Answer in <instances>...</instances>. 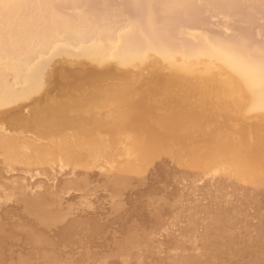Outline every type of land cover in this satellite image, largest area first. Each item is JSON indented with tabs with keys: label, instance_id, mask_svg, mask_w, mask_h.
Returning <instances> with one entry per match:
<instances>
[{
	"label": "bare ground",
	"instance_id": "6f19581e",
	"mask_svg": "<svg viewBox=\"0 0 264 264\" xmlns=\"http://www.w3.org/2000/svg\"><path fill=\"white\" fill-rule=\"evenodd\" d=\"M97 1L0 0V86L4 88L3 94L5 91L6 94L13 95L11 93L23 74L24 77L38 76V73L46 71L45 67H41L45 68L42 71L41 68L36 70L37 65H33V59L43 57V52L56 47L58 42L60 44L65 41L69 49L73 45H77V49L83 46L79 49L84 48L80 53L81 57L84 56L91 65L93 63L97 66L84 68V65H78L72 66V69L71 66L63 67L60 63L48 70L46 77L43 74L45 93L42 92L43 94L40 93L33 99L27 95L1 97L2 153L10 152V156L15 151L12 155L19 157L16 158L19 160L21 154L28 155L29 151L23 146H17L16 137L5 134L1 124L12 131L20 129L43 137L46 134H59L65 129H71L81 137L95 132L108 133L106 137L113 134L114 138L117 134L113 140L121 142L122 139L121 144L131 147L123 146V150L125 147L129 151L132 149L134 153L170 147L178 142L182 144L181 140L190 136L192 130H196V133L199 131L200 134L204 131L201 130L203 126L206 128V125H211L214 131L208 134L204 132L207 134L204 138L206 151L199 155L234 165L241 176L246 175V180L249 174L253 176L251 179L248 177L250 182L253 180L261 184L264 181V33L257 34L252 40L245 39L226 25L242 28L262 18L261 6L253 8L251 5L255 1L264 5V0H131V19H126L125 15L128 14L124 9V15L121 8L123 6L113 7L115 2L122 5L120 0H99L101 4L98 1L96 6ZM91 3L97 8H91ZM131 3L140 11H136L140 18L138 16L137 19H132L136 15L132 13L134 9H131ZM215 15H219L217 20L221 19L222 27L213 23ZM124 19L126 23L118 25ZM208 20L210 27L223 30L222 34L218 33L221 31L212 33L214 28H210L212 31L208 30ZM205 23L208 25L207 31L206 28L200 29L201 31L195 29L206 26ZM224 33L228 35H223ZM5 76H11L13 81L4 82ZM41 76L40 74L38 77ZM57 77H62V80ZM134 79L139 83L135 84ZM148 82L152 84H149L151 87H148ZM88 88L95 91H88ZM52 91L56 94L53 95ZM246 105L247 111L255 114L253 118L244 117ZM101 133L94 135L100 137ZM118 133L124 137L118 139ZM94 137L89 145H94L96 152L103 149L107 139L110 142V138H113L110 136L106 141V137ZM18 138L21 141V136ZM74 138L79 137L74 134ZM99 140H104L105 144ZM29 142L35 144L32 140ZM67 142L64 145L68 148L70 144L66 145ZM76 143L79 142L74 145ZM17 147L21 148V152ZM40 148L33 149H38L39 152ZM64 148L60 149L63 153ZM197 149L199 148L194 147L196 151L192 152L197 154ZM17 150L20 152L19 156ZM199 150L201 153L202 149ZM40 151H44L43 157L40 152L38 156L34 155L38 160L35 158L33 161V154L24 155L22 159H27V164L41 159L43 162L46 149ZM129 151L124 150L123 153ZM89 152L96 153L93 150ZM190 154L193 156L191 152ZM129 156L126 155L128 159ZM133 158L131 157L132 160ZM193 158L191 161L197 164L198 158L195 159L197 161H193ZM231 168L234 169L233 166ZM125 171L122 173H126ZM31 199H22L28 212L33 210L30 207ZM2 223L0 231L5 237L3 241L7 243L8 254L4 249L1 257L4 260L0 264H9L18 255L13 247L20 246V241ZM74 226L72 224L68 229H73ZM28 238V243L37 246L38 243L43 245L47 242L41 234L29 235Z\"/></svg>",
	"mask_w": 264,
	"mask_h": 264
},
{
	"label": "rangeland",
	"instance_id": "374dc122",
	"mask_svg": "<svg viewBox=\"0 0 264 264\" xmlns=\"http://www.w3.org/2000/svg\"><path fill=\"white\" fill-rule=\"evenodd\" d=\"M98 1L96 6L99 2L101 4V1ZM120 2L122 5L118 4L119 2L117 4L112 2L114 4L112 5L117 8L123 6L124 8H121L123 11L126 9L128 14L125 15L124 11V15L129 19L131 0L127 2L120 0ZM133 6L132 4L131 9H134L132 13L136 15V11L139 10ZM251 6L253 8L261 6L260 12L264 16V5L260 1L253 2ZM90 7L95 8L93 3ZM213 16V19L216 17L214 20L211 17L207 19L210 18L214 24L223 26L221 19L219 18L220 25L217 20L219 15ZM263 16L242 28L231 24L226 26L242 38L252 40L257 34L264 33ZM135 17L140 18V14L132 19ZM215 20L218 22L215 23ZM122 22L120 21L118 25L125 24L126 20ZM209 23L208 20L207 24ZM207 24L199 26V30L195 29L201 31L206 28L207 31ZM194 25L192 26L195 27ZM210 26L208 30L215 29ZM195 29L192 31H196ZM216 30L212 33L221 31ZM222 31L218 33L222 34ZM61 43L62 47H60ZM61 43L58 42L55 44L56 47L49 48L48 52L44 51L43 57L33 59V65H37L36 70L41 67L46 68V71L38 73V76L42 75L41 77L35 75L24 77L23 74L19 86L17 85L15 90L10 92L13 95L6 94L5 91L3 94L4 88L0 86V98L8 95L11 97L27 95L33 99L40 93H45L46 83L43 74L46 77L48 70L60 63L63 67L71 66L70 68L78 65H84V68L96 66L93 63L91 65L84 56L82 57L86 60L84 61L83 58L82 61L80 53L84 48L79 49L83 46L77 49V45H73L69 49L65 41ZM79 59L81 60L78 64ZM42 68L41 71L45 69ZM27 77L31 79L28 80ZM4 78L6 79L3 80L4 82L13 81L11 76ZM57 79L62 80V77ZM136 79L134 82L138 84L139 79ZM107 82L108 80L105 83ZM87 90L95 91L93 88ZM55 94L54 92L53 95ZM247 110L246 105L243 111L244 117L253 118L255 114ZM210 126L206 125V128L203 126L201 130L204 131L200 134L199 131L196 133V130H192L190 136L181 140L182 144L178 142L170 147L134 153L132 149V152L129 151L130 149H125L131 147L126 142L123 143L127 145L121 144L122 139L121 142L113 140L117 134L114 135L115 138L110 134L113 137L110 138L112 140L110 142L107 139L110 136L106 137L108 133H94L98 135L101 133V138L94 134L81 137L71 129H65L66 131L63 130L59 134H46L43 137L20 129L12 131L5 124H1L2 129L6 131L5 134L16 137L17 146L25 147L26 151L30 152L29 154L27 151L28 155L33 154L34 158L31 157L33 161L37 159L35 154L38 156L42 152L40 150L46 149L45 161L41 162L40 158V155L44 154L43 151L39 155L41 160L35 163L31 159L30 164H27L26 158L23 160L24 152H22L24 155L20 156V159L23 158L20 161L16 159L19 157H13L14 150L10 156H8L10 152L7 154L0 150V223L3 222V226L20 241L18 242L20 246L13 247L19 257L17 255L16 258L11 259L9 264H18V262L19 264L22 262H24L22 264H264V181L261 184L253 180L250 182L253 176L247 174L246 180V175L242 177L234 165L223 163L221 160L202 158L199 155L206 151L205 135L214 131L213 126L212 128ZM74 134L80 139H75ZM18 136H21V141ZM93 137L96 139L106 137L105 140H108L103 149L101 145L103 146L105 141L99 140L103 143H99L102 150L97 152L100 154L96 149L94 150V145L93 147L89 145ZM123 137V134L117 136L118 139ZM28 140H32L35 144H31ZM66 141H68L66 145L70 144L72 148L64 145ZM75 142L81 145L76 143L77 147L74 145ZM59 146L65 147L64 153ZM123 146L125 152L128 150L130 154L124 152V156ZM19 147L17 148L20 151ZM34 147L43 148H40L39 153L38 149H33ZM194 147L201 148V153L199 149L197 154L192 152V150L196 151ZM96 148L98 149V146ZM89 150L96 153L91 152V156ZM17 151L19 156L21 151ZM190 152L197 156H191ZM126 155L127 157L130 155L129 159ZM189 156L194 157L193 161L198 158V162L200 160L201 163L192 162ZM232 166L234 169L231 168ZM123 170H126V173H122ZM252 173L254 171L250 172V175ZM28 197L32 198L30 207L34 212L33 210L28 212L22 204V199L30 200ZM48 224L55 225L48 226ZM72 224H75L73 229H68ZM40 234L48 243L43 245L38 243V246L28 243L29 235ZM3 239L5 237L0 231V262L4 260L1 258L4 249L7 253V243Z\"/></svg>",
	"mask_w": 264,
	"mask_h": 264
}]
</instances>
